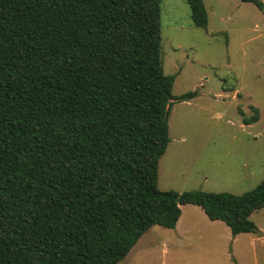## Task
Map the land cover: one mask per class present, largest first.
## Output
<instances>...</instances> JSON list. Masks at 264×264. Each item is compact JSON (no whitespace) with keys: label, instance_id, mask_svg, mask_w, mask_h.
<instances>
[{"label":"trees","instance_id":"trees-1","mask_svg":"<svg viewBox=\"0 0 264 264\" xmlns=\"http://www.w3.org/2000/svg\"><path fill=\"white\" fill-rule=\"evenodd\" d=\"M186 1L206 29L203 0ZM160 2L0 0V264H118L186 205L262 235L264 180L241 195L157 187L171 102L196 96L171 94Z\"/></svg>","mask_w":264,"mask_h":264},{"label":"rangeland","instance_id":"rangeland-1","mask_svg":"<svg viewBox=\"0 0 264 264\" xmlns=\"http://www.w3.org/2000/svg\"><path fill=\"white\" fill-rule=\"evenodd\" d=\"M264 4V0H261ZM206 29L186 0H161L162 68L175 74L161 191L241 195L264 180V17L240 0H203ZM258 110L257 120L244 121ZM175 229L151 227L118 264H264V208L250 220L261 236L232 237L226 225L184 206Z\"/></svg>","mask_w":264,"mask_h":264},{"label":"crops","instance_id":"crops-1","mask_svg":"<svg viewBox=\"0 0 264 264\" xmlns=\"http://www.w3.org/2000/svg\"><path fill=\"white\" fill-rule=\"evenodd\" d=\"M168 146V145H167ZM167 149V148H166ZM165 154V153H164ZM163 154V155H164ZM160 161V160H159ZM158 171H159V166H158ZM183 208H184V206L181 208L182 210H183ZM182 218V212H181V217L179 218V220H178V222H177V224H176V227H178L179 226V223H180V219Z\"/></svg>","mask_w":264,"mask_h":264}]
</instances>
